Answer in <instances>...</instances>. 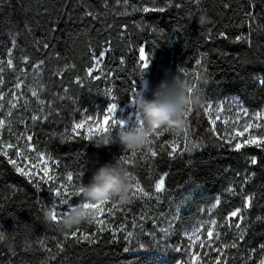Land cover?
Instances as JSON below:
<instances>
[{
    "label": "trees",
    "instance_id": "obj_1",
    "mask_svg": "<svg viewBox=\"0 0 264 264\" xmlns=\"http://www.w3.org/2000/svg\"><path fill=\"white\" fill-rule=\"evenodd\" d=\"M145 7L164 10H140ZM201 12L207 13L210 24H197ZM237 36L246 39L236 41ZM140 48L151 61L143 78ZM104 51L103 64L93 72L101 78L94 79L87 70ZM8 59L14 69L7 67ZM0 68V119L5 120L0 153L8 152L7 157L0 155V230L14 242V247L0 244V264H189L181 231L191 215L208 207L217 220L210 239L213 248L221 249L222 264H264V148L233 150V142L213 131L206 110L212 99L237 96L247 109L262 111L264 120V0H0ZM166 69L178 71L195 87L199 103L190 107L181 130L160 129L151 145L156 157L141 154L148 145L134 160L128 152L126 166L150 198L137 195L128 205L112 200L117 209L112 216L104 215V231L98 232L96 225L79 227L78 235L86 232L94 242L63 241V235L43 221L44 205L49 208L55 202L49 192L54 183L43 184L34 175L33 181L42 183L37 189L17 173L8 163L16 157L14 150H5L2 140L11 137L12 129L31 135L38 152L59 162L58 177L71 172L79 187L124 152L116 144L96 148L85 138L82 124L79 135L72 127L103 117L109 102L129 103L133 88L155 87ZM19 82L23 99L13 95ZM36 83L38 98L31 91ZM108 88L115 100L104 95ZM33 115L38 119L32 120ZM174 134H179L177 143L171 140ZM193 142L200 146L193 149ZM171 144L178 146L174 158L168 155ZM185 145L189 151H183ZM252 156L257 157L255 165L250 163ZM161 175L165 187L156 193L154 185ZM248 196L251 206L245 208ZM217 197L221 203L213 208ZM237 208L243 220H227ZM127 232L133 236L126 241ZM25 238L30 247L22 246ZM232 243L237 247H223ZM202 251L203 264H215L218 253L207 246Z\"/></svg>",
    "mask_w": 264,
    "mask_h": 264
},
{
    "label": "clouds",
    "instance_id": "obj_2",
    "mask_svg": "<svg viewBox=\"0 0 264 264\" xmlns=\"http://www.w3.org/2000/svg\"><path fill=\"white\" fill-rule=\"evenodd\" d=\"M196 22L199 26H205L211 23V19L207 13L201 12L196 17ZM201 80L205 84L209 83L203 76ZM191 87L193 86L178 71L166 69L164 77L155 87L145 85L138 87L134 93V104L143 121L142 125H126L115 130L109 128L90 142L96 148L116 144L123 152H138L146 146L148 134L154 130H181L186 124V111L199 103V97L194 92H189ZM135 179L134 173L116 159L114 163L101 166L87 183L81 185V199L92 203L115 200L120 205H128L133 202ZM93 218L94 213L90 214L82 202L74 204L58 221L53 219L51 207L43 212L44 223L61 235L89 224ZM5 243L14 247V242L9 241L6 234L0 235V244ZM22 246L30 247L31 241L25 238Z\"/></svg>",
    "mask_w": 264,
    "mask_h": 264
},
{
    "label": "snow or ice",
    "instance_id": "obj_3",
    "mask_svg": "<svg viewBox=\"0 0 264 264\" xmlns=\"http://www.w3.org/2000/svg\"><path fill=\"white\" fill-rule=\"evenodd\" d=\"M196 3H199V0H195ZM143 12H150V11H163V8L160 9H155V8H142L140 9ZM87 15H92V13H87ZM225 33H220V36H224ZM242 39H246L245 37H241V36H237L235 38L236 41H240ZM15 42L13 41V46H14ZM44 47H48L47 44L44 45ZM11 55V50H9V56ZM104 53H101V56H103ZM139 59H140V64H141V78H143V72L145 70H147L148 66L150 65L151 61L148 58V56L145 53V49L144 48H140L139 50ZM25 60H27V57H25ZM201 63V60H197L196 64L199 65ZM101 64V59L96 58L95 59V65L93 67H90L87 70V75L88 76H92L93 72L96 71V66H99ZM7 67L9 69H14L13 66V62L11 59L7 60ZM37 67H39L37 65ZM3 68H0V73L3 72ZM182 72L184 71L183 69L181 70ZM187 74V73H185ZM94 79H100V76H95L93 77ZM3 83L2 77H0V84ZM21 85L20 83H17L16 87L19 88ZM195 90V87H191L189 88V92H193ZM32 96L33 97H37L38 98V92L35 89H32ZM133 92L135 93V88H133ZM113 93V89L112 88H108L105 90L104 95L106 97H111L112 100H115V97L112 95ZM0 98H2V94H0ZM41 104H43V101H40ZM131 104H134V96L130 101ZM15 104H12L11 107H15ZM2 107V106H0ZM119 108V105L115 102H109L108 105L106 106V108L103 109V126L93 130L92 128H89L88 130V135L85 137L87 140H91L92 138H94L95 136L102 134L104 132H106L107 130H109V128H111L112 130H115L116 128H121L124 126H132L135 127L137 125H142L143 121L140 119L138 110L136 108H134V112L128 117V119H124L121 117H117L116 116V112L117 109ZM211 106H208L206 110L210 111ZM246 112V110H245ZM191 113V108H189L186 113H185V118L187 119L188 115ZM11 112L9 111L8 115H10ZM262 114L261 113H256L254 119H259L261 118ZM38 119L37 116L33 115L32 116V120H36ZM84 121L81 120L80 123L75 124L71 131L73 133H77V129H79V127L81 126V124H83ZM97 124H100L101 121L99 119L96 120ZM211 123L213 124V126L216 123V120H212ZM225 124L228 123L227 120L224 121ZM5 126V120L4 119H0V129H2ZM9 129L11 127V124L9 122L8 125ZM244 132H247L248 129L250 127H252V125H248L245 124L244 126ZM256 127H260V125H256ZM188 129L187 127L184 128V132L187 133ZM213 131L215 132V128L213 127ZM244 132H237L236 136H243ZM79 135V133H77ZM161 134L160 129L154 130L153 132L148 134V138L146 140V145H148V149L146 152H141V154L143 156H148L150 155L151 157H156L157 156V152L155 150H153V148L151 147V145H153L156 141L153 139L154 137H158ZM225 135H228L227 133H225ZM235 139V137L229 136L227 142L229 144L232 143V140ZM32 140V136L29 135L26 137V141L30 142ZM255 146L257 148H264V136H253L251 134L248 135L247 139L243 140V142H237L234 144L233 146V150L235 151H240L242 148L246 147V146ZM200 145L196 142H193L192 144V148L195 149L197 147H199ZM7 147H13L12 145H7ZM171 151L168 152L169 157L174 158L175 154L178 151V146L176 144H171ZM29 151L34 150L33 146L31 144H28V149ZM190 149L187 147V145H185V148L183 149V151H189ZM21 152L22 150L17 148L16 149V156L20 157L21 156ZM0 155L7 157L8 156V152L4 151L2 153H0ZM137 155V152H131V157L134 160L135 157ZM37 158L39 159H44L45 158V153L44 152H38L37 153ZM48 160H51V157H48L45 160V163L47 164ZM119 160L127 165L130 163V160L128 159V152H124L123 155L119 156ZM8 163L13 165V167L15 168V171L17 173H19L21 176L27 177L29 179L30 182L34 183V186L39 189L43 184H52L54 181H56L57 179L62 180V181H66L65 183H60L58 186H54V187H49V192L50 193H54V200L55 202L51 205L52 208V215H53V219L54 220H59L63 215L66 214L67 210L70 209L74 204H76L77 200L79 202H82L83 207H85L86 209H89L90 214L94 213V218L93 220L88 224V225H96L97 226V231L101 232L104 231V227L102 225H104L105 220L103 219L105 212H107L108 216H112L114 214V212L117 209V205L115 203H112L111 206L105 208L106 205L110 204V201H98L95 203L89 202V201H82L81 199V195L80 193L83 191L82 187H76L75 185V181H74V175L73 173L69 172L67 173L66 176H61V177H56L53 175L49 174V171L47 168L44 169V176L40 178V181L42 182H36L33 181V176L35 175V173H30L29 171H26L25 168L21 167L20 165L17 164L16 160H13L11 158L8 159ZM53 165H58V161H52ZM250 163L255 165L257 164V157L256 156H252L250 158ZM166 175V174H165ZM165 175H161L160 178L155 182L154 185V191L156 193H160L164 190L165 187ZM254 175V173L252 174ZM248 177H245V182H247ZM229 192H234L233 188H229L228 189ZM139 195L140 198H144V197H149V192H147L144 187L141 185L140 180L138 178L135 179V190H134V196ZM150 198V197H149ZM251 200L252 197L248 196L245 198V208H248L251 206ZM221 203L220 198L217 197L215 200V203L212 205L213 208L217 207L219 204ZM45 208H47V205H44ZM241 213V209L237 208L234 211L230 212L228 214V216L226 217L227 220H231L232 217H237L239 216V214ZM240 220H243V216H239ZM258 219H260L258 217ZM208 222H204V224H207ZM210 224L212 226H217V220L216 219H211ZM201 227H203V224L201 225ZM219 227H223V225H219ZM235 227L237 229H240V223H236ZM0 229H2V226H0ZM80 231L79 228H77L75 231L71 232V233H65L63 235V241H67L69 238H73L75 239V241L77 243H79L81 240H89L90 242H94L93 237H90L86 232L81 233L80 235H78V232ZM194 231H199V229H196ZM0 235H3V231L0 230ZM185 235H188V233H185ZM133 236L132 232H127L126 236L124 237V239L127 241L129 240V238H131ZM208 236L212 237L213 233H212V229L209 228L208 229ZM199 238V237H197ZM189 239H191V237H189ZM215 239L219 240L220 239V233L216 232L215 233ZM240 239L243 240L244 236H243V230H241V234H240ZM41 244L44 243V241H40ZM201 247H204V243L202 242ZM237 247L236 243H232L231 245H223L224 248L227 247ZM57 247L62 251L63 250V244L62 243H57ZM139 247H145V245L141 244L139 245ZM207 247L212 248L213 251L217 252L218 255L216 257V261L215 264H222L221 259H220V255L221 254V249L220 248H213L212 247V243H211V239H209L208 243H207ZM262 248H264V245H261ZM125 251H127V247L124 248ZM177 251H179V249H177ZM205 255H207V253H205ZM195 259L196 260V264H203V261L197 256L196 253H191L190 254V261L189 264H191V259Z\"/></svg>",
    "mask_w": 264,
    "mask_h": 264
},
{
    "label": "rangeland",
    "instance_id": "obj_4",
    "mask_svg": "<svg viewBox=\"0 0 264 264\" xmlns=\"http://www.w3.org/2000/svg\"><path fill=\"white\" fill-rule=\"evenodd\" d=\"M104 53L103 56H101V53L95 56L96 58L101 59V64L99 66H96V69H98L105 59L106 51L102 52ZM95 65V64H94ZM150 66V65H149ZM148 66V68H149ZM149 70V69H148ZM39 72V68L37 66L35 67V70L33 72L34 76H37ZM94 76H99L97 73H93ZM36 79V78H35ZM147 81H145L146 84ZM20 83V82H19ZM22 85V83H20ZM39 83H36V90L39 91ZM23 88L20 86L19 90H17L13 95L15 98L23 99ZM2 98L3 99V93ZM208 106H211L210 111L207 110L209 120H216V123L214 125L215 130L217 133H219L222 137H224L226 140H228L229 136L235 137V139L232 140V142L235 144L237 142H243V140L247 139L248 135L251 134L253 136H264V120H263V112L262 111H251L247 109L243 103L240 101V99L237 96H230L226 97L224 99H212L209 101ZM207 106V107H208ZM135 106L131 104L130 102L119 106L116 112L117 117H121L124 119H128V117L134 112ZM246 110V112H245ZM261 113L262 116L259 119H254L256 113ZM1 113V109H0ZM99 119L101 121L100 124L96 123V120ZM227 120L228 123L225 124L224 121ZM252 125L248 129L247 132H244V125ZM256 125H260V127H256ZM82 126L85 128V131L88 135L89 128H92L93 130L103 126V119L101 118H90L85 123L82 124ZM237 132H244L243 136H236ZM227 133L228 135H225ZM29 136V134H26L24 131H18L17 129L11 130V137L8 139L2 140V145L5 148V150L12 148L14 150V155L16 156L15 152L16 149L19 148L22 150L20 157H14L13 160H16L17 164L21 167L25 168L26 171H29L30 173H35V175L39 177L44 176V169L47 168L50 175L58 177V174L56 172V166L53 165L52 161H55L51 158V160H48L47 164L45 163V160L50 157L49 155L45 154L44 159L37 158L38 151L34 147V144L30 141H26V137ZM179 139V134H174V137H172L173 143H177ZM28 144H31L34 148V150H27ZM7 145H12L13 147H7ZM54 186L59 183V179L53 182ZM63 183V182H61ZM57 185V186H58ZM76 202H79L78 200ZM111 206V204L106 205L105 208ZM211 207L203 208L201 211L196 213L195 215H191V217L188 219V221L185 223V226L183 227L181 231V238L183 240L184 249H185V256L187 259L190 260V254L196 253L199 257L203 251L202 249L207 246V243L211 237L208 236V229H212V233L214 234V226L210 224V221L212 219L211 213H210ZM107 214V212H105ZM104 214V215H105ZM204 222H208L207 224H204ZM203 224V227L201 225ZM196 229H199V231H194ZM185 233H188V235H185ZM191 237V239H189ZM199 237V238H197ZM204 243V247H201V243ZM209 249V247H207ZM191 262H196V260L193 258L191 259Z\"/></svg>",
    "mask_w": 264,
    "mask_h": 264
}]
</instances>
